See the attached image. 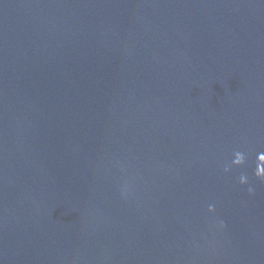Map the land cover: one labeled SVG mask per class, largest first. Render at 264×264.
<instances>
[{"label":"water","instance_id":"obj_1","mask_svg":"<svg viewBox=\"0 0 264 264\" xmlns=\"http://www.w3.org/2000/svg\"><path fill=\"white\" fill-rule=\"evenodd\" d=\"M0 264H264V0H0Z\"/></svg>","mask_w":264,"mask_h":264}]
</instances>
